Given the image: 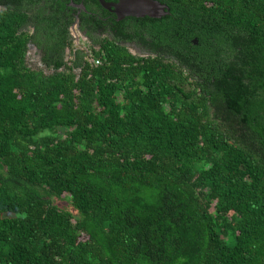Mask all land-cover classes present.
<instances>
[{
	"label": "trees",
	"instance_id": "obj_1",
	"mask_svg": "<svg viewBox=\"0 0 264 264\" xmlns=\"http://www.w3.org/2000/svg\"><path fill=\"white\" fill-rule=\"evenodd\" d=\"M55 1L0 0V264H264V0H155L144 57Z\"/></svg>",
	"mask_w": 264,
	"mask_h": 264
},
{
	"label": "flooded vegetation",
	"instance_id": "obj_2",
	"mask_svg": "<svg viewBox=\"0 0 264 264\" xmlns=\"http://www.w3.org/2000/svg\"><path fill=\"white\" fill-rule=\"evenodd\" d=\"M38 0H32V2H37ZM64 4L66 8L70 10V15L75 19L74 23L68 28V35L71 39V42L74 44L78 41H84L88 44H91L90 39L87 37L86 33L90 37H97L102 39L103 37L108 38L109 40H114L119 46L127 48H132L136 52L142 54H148L149 38L146 37V32L141 30L138 31L141 33L140 36L144 37L145 44L139 38H134L132 35L133 28L130 26L131 17H125L119 21L116 20V17L110 11L103 9L97 0H66ZM106 4H115L118 0H103ZM44 2L52 4L53 7L56 5L55 0H39L38 5L44 6ZM47 8V7H46ZM2 8L0 7V10ZM68 12V10L66 11ZM142 19V18H139ZM74 29V32L71 29ZM82 28V29H80ZM132 39V40H127ZM75 48H78L75 46ZM85 49V48H81ZM29 50H33V54L36 55L37 62L41 65V53L33 45L27 44V51L25 57L28 55ZM33 56V55H32ZM34 58V56H33ZM91 59H88L90 62Z\"/></svg>",
	"mask_w": 264,
	"mask_h": 264
},
{
	"label": "water",
	"instance_id": "obj_3",
	"mask_svg": "<svg viewBox=\"0 0 264 264\" xmlns=\"http://www.w3.org/2000/svg\"><path fill=\"white\" fill-rule=\"evenodd\" d=\"M100 6L113 13L119 21L125 17L159 19L168 15V9L164 4L155 0H118L115 4H106L103 0H97ZM196 45V40L191 41Z\"/></svg>",
	"mask_w": 264,
	"mask_h": 264
},
{
	"label": "rangeland",
	"instance_id": "obj_4",
	"mask_svg": "<svg viewBox=\"0 0 264 264\" xmlns=\"http://www.w3.org/2000/svg\"><path fill=\"white\" fill-rule=\"evenodd\" d=\"M72 32H74V29L72 28L71 29ZM72 46L75 48L78 47V48H85V50H88L89 49V46L86 42L84 41H78V43L76 44V42H74V44L72 43ZM127 52L135 57H144L146 56V54H142V53H139V52H136L134 49L132 48H127L126 49ZM34 58H33V56ZM24 63L25 65L32 69V70H42L45 74H48L50 73L49 70H43L41 65L37 62L36 60V55L33 54V50H29L28 52V55L24 58ZM76 73V72H75ZM52 202L54 203V205L59 209V210H67V211H72L71 207H70V204L68 203V201H66L65 199L62 200V199H52Z\"/></svg>",
	"mask_w": 264,
	"mask_h": 264
},
{
	"label": "built area",
	"instance_id": "obj_5",
	"mask_svg": "<svg viewBox=\"0 0 264 264\" xmlns=\"http://www.w3.org/2000/svg\"><path fill=\"white\" fill-rule=\"evenodd\" d=\"M91 63H93L94 65H98L99 64V62L97 60H94Z\"/></svg>",
	"mask_w": 264,
	"mask_h": 264
}]
</instances>
